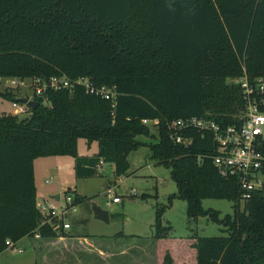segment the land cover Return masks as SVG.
<instances>
[{
  "label": "trees",
  "instance_id": "16d2710c",
  "mask_svg": "<svg viewBox=\"0 0 264 264\" xmlns=\"http://www.w3.org/2000/svg\"><path fill=\"white\" fill-rule=\"evenodd\" d=\"M264 77V0H0V85L3 79L89 78L117 92L116 105L84 87L52 90L31 108V116L0 115V255L7 241L18 244L40 227L35 160L70 156L79 177H92L101 163L115 165L117 177L130 168L129 155L147 146L170 170L188 217L225 225L228 237L181 240L194 263L264 264V195L241 209L236 179L224 178L213 163L211 133L186 130L183 146L172 137L177 119L199 117L238 124L240 86L228 79ZM12 103L19 97L3 94ZM144 121L155 122L158 140ZM98 143L99 153L80 158L78 142ZM207 199L235 202L233 216L204 209ZM87 202L76 196L75 204ZM156 212L159 264H177L172 245L181 242L163 227ZM164 246V247H163Z\"/></svg>",
  "mask_w": 264,
  "mask_h": 264
},
{
  "label": "rangeland",
  "instance_id": "374dc122",
  "mask_svg": "<svg viewBox=\"0 0 264 264\" xmlns=\"http://www.w3.org/2000/svg\"><path fill=\"white\" fill-rule=\"evenodd\" d=\"M228 85H236L235 79H228ZM8 79L0 85L3 94H12L15 97L29 98L31 89L25 87L11 88ZM12 102L0 96V115L13 114ZM14 115V114H13ZM31 115L18 116L20 119ZM153 136L139 137L140 141L151 143L158 140L155 122L148 123ZM97 147L89 145L85 139L78 142L80 158L94 157ZM97 155V154H96ZM130 168L122 177L115 174V165L102 163L92 177H79L76 173L75 159L70 156H54L37 159L35 166V180L39 189V202L44 190L56 192L61 196L59 204L63 205L66 197L75 200L76 196L85 197L87 202L77 205L76 212L68 216L73 225L72 238H85L83 244L56 245L52 251H61V256L54 258L52 252L47 254L45 261L39 250H35L34 241L29 237L17 244L23 253L7 249L0 255V264H104L102 254L88 250L86 239L102 242V248L109 252L107 257L110 263L105 264H159L163 248L157 251L155 236L156 212L164 209L162 224L170 230V237L179 241L198 237H228L229 230L225 225L217 224L208 217L191 220L188 217L187 202L170 197L177 194V186L170 176V170L152 158L149 147L144 146L133 151L128 157ZM50 183H46V181ZM136 190L137 195L132 196ZM115 197L121 202L114 203ZM96 204L109 212V223L96 220L92 205ZM241 209L244 204L239 202ZM235 202L227 200L207 199L203 201L204 209H213L218 212L219 218L233 216ZM62 236V234H60ZM59 236V237H60ZM81 241V240H80ZM188 243L175 242L173 247L177 264H184L186 259L194 263V253L186 251ZM164 247V246H163ZM128 252L125 253V251ZM131 251V252H129ZM135 252V253H134Z\"/></svg>",
  "mask_w": 264,
  "mask_h": 264
},
{
  "label": "built area",
  "instance_id": "2783aa9c",
  "mask_svg": "<svg viewBox=\"0 0 264 264\" xmlns=\"http://www.w3.org/2000/svg\"><path fill=\"white\" fill-rule=\"evenodd\" d=\"M8 80L11 88L31 89L32 95L28 99L42 98L46 106H51L46 97L49 89L73 90L81 86L88 94L111 101L113 106L116 105L118 95L115 89L95 87L86 77L77 80H70L67 77ZM235 81L236 85L240 86L243 97V108L238 115V124L224 126L212 120L191 117L175 120L171 125V131L175 142L183 146L187 145V141L180 134L181 132L198 130L202 133H211L216 145L215 154L212 156L213 163L222 177L237 180L242 191L241 203L244 204L254 194L264 195V77L251 78L244 69V75L236 78ZM12 107L14 115H31L29 105L13 102ZM144 123L151 122L144 121ZM46 183L50 181L47 180ZM136 195L137 192L134 190L132 196ZM60 201L53 199L38 201V208L42 215L40 227L48 226L59 236L72 228L68 216L71 211L77 210L75 200L70 196L66 197L63 205L59 204ZM113 202L119 203L121 198L115 197ZM34 238L42 237L37 232ZM6 244L8 249L23 253L22 249L17 248V244L11 241H7Z\"/></svg>",
  "mask_w": 264,
  "mask_h": 264
},
{
  "label": "crops",
  "instance_id": "0c3cea01",
  "mask_svg": "<svg viewBox=\"0 0 264 264\" xmlns=\"http://www.w3.org/2000/svg\"><path fill=\"white\" fill-rule=\"evenodd\" d=\"M4 80V79H3ZM3 80H1V82L3 81ZM14 113V112H13ZM93 146H96L97 147V152L95 153V155L96 154H98L99 153V145H98V143H93L92 144ZM37 161V160H36ZM36 161H35V163H36ZM102 165V164H101ZM101 165L99 166V167H101ZM48 184V183H47ZM36 187H37V183H36ZM37 191H38V194H39V189H38V187H37ZM53 195H59V194H57L56 192H49V191H47V190H44V192H43V194H42V196H41V198L44 200V199H50V197L51 196H53ZM37 199H38V197H37ZM39 201V200H38ZM79 206V205H78ZM73 232V225H72V228L70 229V230H68V231H65V232H62V236H60V237H57V238H40V239H37V238H34V237H29L30 239H32L33 241H34V243H33V246H34V249L35 250H39V252H40V254H42L43 255V257H44V259H45V261L49 258V255L47 254V252L48 253H50V252H52L51 254H52V256H55L54 258H57L58 256H61L60 254H62V250L61 251H52V250H54V247L56 246V245H60L61 246V244L62 245H64V244H70V242H72L73 244H79L80 242H82L83 244H85L84 242H86V241H83V240H85V238H74V236H73V238H72V235H71V233ZM83 239V240H82ZM81 240V241H80ZM87 240V244H88V250L89 251H91V252H98V253H100V254H102V257H103V259H104V264L105 263H110L109 261H108V259H107V257L109 256L108 254H109V252L108 251H106V250H104V248H102V242H107V240L106 239H104V240H102V241H100L101 243H99L98 245H97V242L96 241H92V240H88V239H86ZM22 241V240H21ZM156 246V245H155ZM62 247V246H61ZM126 252H128V250H126L125 251V253ZM129 252H131V251H129ZM135 253V252H134ZM107 256V257H106Z\"/></svg>",
  "mask_w": 264,
  "mask_h": 264
},
{
  "label": "water",
  "instance_id": "95a60500",
  "mask_svg": "<svg viewBox=\"0 0 264 264\" xmlns=\"http://www.w3.org/2000/svg\"><path fill=\"white\" fill-rule=\"evenodd\" d=\"M19 102L22 104H26L29 105L32 108H36L38 106H40V103L38 101L35 100H31L28 98H19ZM61 196L60 195H53L50 197V199L56 200V201H60ZM92 211L94 213V217L96 220L102 221V222H106L109 223V212L102 209L101 207H99L96 204L92 205Z\"/></svg>",
  "mask_w": 264,
  "mask_h": 264
}]
</instances>
